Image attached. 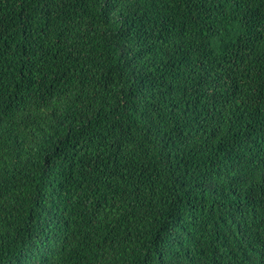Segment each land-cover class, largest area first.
<instances>
[{"label": "trees", "instance_id": "1", "mask_svg": "<svg viewBox=\"0 0 264 264\" xmlns=\"http://www.w3.org/2000/svg\"><path fill=\"white\" fill-rule=\"evenodd\" d=\"M0 264H264V0H0Z\"/></svg>", "mask_w": 264, "mask_h": 264}]
</instances>
